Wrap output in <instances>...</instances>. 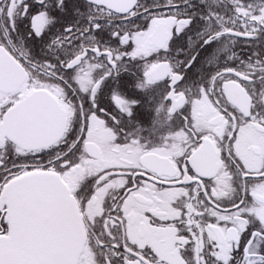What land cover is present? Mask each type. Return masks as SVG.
<instances>
[{"label": "snow or ice", "instance_id": "obj_1", "mask_svg": "<svg viewBox=\"0 0 264 264\" xmlns=\"http://www.w3.org/2000/svg\"><path fill=\"white\" fill-rule=\"evenodd\" d=\"M0 264H264V0H0Z\"/></svg>", "mask_w": 264, "mask_h": 264}]
</instances>
